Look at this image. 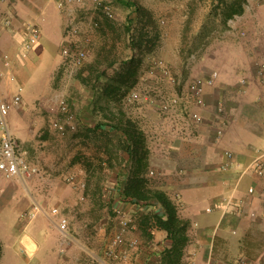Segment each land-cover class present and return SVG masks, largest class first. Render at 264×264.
Returning a JSON list of instances; mask_svg holds the SVG:
<instances>
[{"label": "crops", "instance_id": "1", "mask_svg": "<svg viewBox=\"0 0 264 264\" xmlns=\"http://www.w3.org/2000/svg\"><path fill=\"white\" fill-rule=\"evenodd\" d=\"M121 1L127 7L128 18L134 17L133 22L141 19L140 16L135 18L139 8L155 11L151 5H142L140 0ZM56 2L57 0L0 2V16H14L13 27H6L3 21L0 22V69L3 68L1 55L4 53L12 57L14 73L22 66L24 60L19 58L18 50L23 21H34L38 26L50 21L55 38L60 42L65 41L64 32L69 13L58 8ZM168 9L190 10L186 4L169 5ZM246 15L247 8L243 4L240 14L227 19L224 26H218L223 29V33L226 32L225 39H220V31L201 25L181 33L186 35V40L187 37L191 39V35H197L199 42L203 37L208 38L210 32L218 33V36L212 38L217 43H213L199 55L206 59L209 70L199 68L193 74L187 68L182 71L172 69L169 60L175 57V53L174 46L170 45L171 55L167 53L162 57L176 79L175 84L170 83L159 72L155 77L149 76L147 71L141 76L137 70L135 72L138 79L144 78L150 80V83L161 81L160 86L164 91L182 94L188 80L207 78L212 71H217L213 82L205 86L206 106L200 110L203 121L193 132L185 133L184 137L178 138L170 132L158 137L151 134L153 130L149 128L160 119L149 109L148 106L152 105L147 97L142 98L141 102V107L146 109L141 111L137 107L134 110L135 116L139 118L136 123L146 137L148 151L145 154V176L148 178V172L158 161V150H166V167L180 173L173 182L171 180L157 184L178 206V215L189 222L185 231L187 240L179 253L173 256L174 264H264V172H242V168L249 163L256 151L264 150V74L260 75L253 62H248L250 58L247 48H242L234 38V32L242 29V18ZM74 18L83 33H90L91 20L101 21L99 29L95 33L92 31L91 35L92 51L95 53L98 49L109 46L105 44L115 41L109 28L104 26L107 21L102 22L107 19L100 17L89 0L77 7ZM127 21L124 26H127ZM137 25L147 27L146 23ZM189 27L190 25L187 28ZM163 34L169 36L172 30L164 31ZM124 40L128 43L126 32ZM126 51L129 54L127 58H157L152 55L156 53L153 49L145 52L128 46ZM187 54L188 52L182 53V56ZM29 56L34 58L33 53ZM16 78L15 82L5 80L2 83L0 96L9 95L15 90L19 76ZM101 82L103 93L100 97L108 105V85L103 79ZM90 92L92 95L85 107L76 100L80 125L75 131L76 140L82 139L80 133L83 129L89 132L100 130L105 136L114 132L105 111H99L95 93L92 89ZM21 100L23 101V96ZM217 102L224 103L223 116H216ZM23 106L24 104L19 103L14 109ZM138 113L146 116L140 117ZM12 114L13 111H10V123ZM144 127H148L149 132ZM226 151L233 153L238 166L232 165L229 169L222 170L220 165L225 160ZM86 155L94 162L91 165H81L76 161L75 174L68 184L52 181L46 174L45 177L35 178L38 169L34 166L31 167L34 172H30L28 176L6 179L1 184L0 219L7 218L16 230L7 263L32 264L34 261L35 264H99L98 259L104 248L119 228V219L124 217L128 220V228L124 233L123 247L131 240L135 241V245L124 247L128 256L123 264H168L163 255L170 252L173 244L167 237V232L152 224L147 227L141 224L142 215L158 211L157 206L136 204L121 194V188L136 168L135 161L126 151L112 152L105 146L101 150H88ZM113 156L117 157V161ZM18 182H21V187ZM249 188H252L251 192ZM53 207L58 209L57 214H52ZM29 214H33V217L29 218ZM61 216L68 220L70 235V239L63 245L61 233L59 240L56 234L59 231L56 221ZM21 220H25L24 224H21ZM5 244L7 241L2 238L0 230V264L5 259ZM60 246L64 248L62 252L59 251ZM105 263L113 264L114 260L107 259Z\"/></svg>", "mask_w": 264, "mask_h": 264}, {"label": "rangeland", "instance_id": "2", "mask_svg": "<svg viewBox=\"0 0 264 264\" xmlns=\"http://www.w3.org/2000/svg\"><path fill=\"white\" fill-rule=\"evenodd\" d=\"M107 2L113 8V18H106L100 11H96L102 19H107L102 20V22L107 21L104 26L109 28L115 38L113 43L105 44L109 45L108 47H102L95 53L94 50L92 51L91 39L82 65L79 67L74 66L68 63L62 55V42L55 38L53 27L48 21L45 25L38 26L41 34L39 43L34 44L28 56L21 63V68L17 70V73H14L16 77L19 76L16 85L21 87L20 94L21 98L23 96V101L21 100L20 104H24V106L21 108L15 107L14 110H11L13 114L9 124L12 136L27 152L28 165L38 169L35 178L45 177L46 174L52 181L59 184H68L70 178L75 174L76 161L80 162L81 165H91L94 162L87 157L86 152L88 150H101L103 146L112 152L123 150L120 137L115 132L105 136L100 130L89 132L87 129H83L80 133L82 139L78 140L74 137L76 136L75 131L66 132L64 135L59 134L52 128L50 123L52 116L47 110L48 104L55 96L62 94L77 100L78 104H83L85 107L89 104L90 95H92L90 91L96 82L95 79L106 80L105 78L114 74L122 62L128 59L129 54L126 50L130 44L124 40V22L129 20V12L121 0H107ZM140 2L142 5H151L155 11L140 9L141 19L137 20V24L146 23L147 27L143 25V38L142 42H139L138 35L140 33L138 30L140 27L139 25L134 26V32H137L136 38H138L137 41H134V45L141 46L145 52L152 49L156 50L157 54L154 52L152 55L163 61L162 55L167 53L171 55L169 46L173 45L175 57L169 60L172 63L170 66L172 69L182 71L187 68L193 74L199 68L202 70L210 69V66L206 65V59L203 56L199 57V55L210 48L213 43H217L212 38L215 35L218 36V33L210 32L208 38L203 37L200 42L196 39L197 35H191V39L187 37L186 40V35L181 33L185 32L186 29L187 31L189 29L193 30L201 25L205 28L210 27L211 30L220 31V39H225L226 32L223 33V29L218 28V26L225 25L223 12L232 0H140ZM175 4H186L190 10L170 11L168 9L169 5L174 6ZM244 7L247 8V15L243 16L242 29L236 33L234 32V38L242 48H247L250 58L248 62H253V66H256L255 62L258 59L264 60V0H245ZM3 18V16H0V22ZM188 25H190L189 28H187ZM226 29L231 30L229 27H226ZM168 30H172L171 35L163 34L164 31L167 32ZM74 40L80 41V37H76ZM185 52H188L187 56H182V53ZM31 53L34 54V58L29 56ZM133 60L130 65L137 70L140 76L148 71V62L151 60H149V57L137 56ZM160 83L161 81L150 83V80L135 77L130 88L135 86L141 92L139 100L128 106L123 105L121 97L124 91L116 92L113 98L109 99L108 105H105L103 98L96 97L99 111L104 110L110 120L115 119L120 112L124 113L125 116H130L135 121L139 120L135 116L134 110H137V107L141 111L146 109V107H141L143 106L141 104L142 98H148L152 94L151 88L156 85L160 86ZM22 86H24L23 89ZM2 96L7 98L9 95L4 94ZM148 107L160 119L152 125V128H149L153 130L151 134L158 137L164 135L165 132L168 133V119L156 107ZM138 114L140 117L146 116ZM144 129L149 132L148 127H144ZM157 152L158 161L153 165V173L148 174V178L156 185L163 181L164 183L171 182V180L173 182V179L180 176V173L178 171L175 173V170H169L166 167L165 160L168 156L166 150H158ZM115 161H117L116 156ZM4 180L6 179L2 178L0 184ZM17 184L21 187V182ZM23 222L25 220H21V224H24ZM0 230L2 238H5V242L7 241L4 249L5 259L2 264H8L6 260L12 250L16 230L13 223L11 224L4 217L0 219ZM56 234L59 240L60 231H57ZM32 264H35V262L32 261Z\"/></svg>", "mask_w": 264, "mask_h": 264}, {"label": "built area", "instance_id": "3", "mask_svg": "<svg viewBox=\"0 0 264 264\" xmlns=\"http://www.w3.org/2000/svg\"><path fill=\"white\" fill-rule=\"evenodd\" d=\"M95 10L100 11L106 18H113L114 12L112 6L105 0H89ZM1 3L6 0H0ZM58 8H63L69 13V18L65 25V41L62 42L61 52L68 63L74 66H81L86 56L88 45L91 42L92 31L95 33L99 29V22L91 20L90 33L81 32L80 25L75 21L74 13L78 6L85 4V0H57ZM3 24L6 27L14 26V16L6 15L3 18ZM40 29L38 24L34 21L21 22V43L18 50L19 58L24 60L34 44L40 38ZM80 37V41L74 40ZM78 41V42H77ZM1 61L3 68L0 69V88L2 83L6 80L9 83L16 81V76L12 71L13 60L9 54H2ZM255 65L260 75L264 74V61L257 60ZM148 75L155 77L159 72L161 76L165 77L170 83L175 84L176 79L170 73L165 62L160 58H153L150 61L148 68ZM217 71L211 72L207 78H193L186 82L182 94L177 92L164 91L160 86L156 85L151 88L150 104L158 109V111L168 119V132L174 134L176 137H184L185 133L193 132L202 121L203 117L201 109L205 108L206 103L204 99L205 86L211 84L216 78ZM21 87L16 86L9 96H0V180L22 178L29 175L34 170L28 165L26 160V151L22 149L19 142L12 136L9 113L14 106L21 101ZM141 92L132 87L122 98V103L125 106L139 100ZM195 107V108H194ZM199 108V109H196ZM48 112L51 114V126L59 134L64 135L66 132H74L79 127V119L77 113V102L65 95H57L47 106ZM224 115V107L221 102H217L216 116ZM220 130H218V135ZM232 165L238 166V162L234 159L231 151L225 152V160L221 162L220 168L222 170L229 169ZM243 173L254 172L262 174L264 172V150H257L252 159L242 168ZM152 174L153 171L148 172ZM252 188H249V192ZM2 186L0 184V194ZM230 200V199H229ZM228 204V201H227ZM52 214H57L58 209L53 207ZM33 214H29L32 218ZM58 230L61 233V245H63L70 235L68 232V220L61 216L58 218ZM128 228V220L124 217L119 219V228L112 235L108 244L103 250L102 256L98 259L99 264H106V260H114L113 264H123L128 256L127 250L124 247H132L135 241H128L126 246L124 240V233ZM63 247L60 246L59 251L62 252ZM247 264V262H244Z\"/></svg>", "mask_w": 264, "mask_h": 264}, {"label": "trees", "instance_id": "4", "mask_svg": "<svg viewBox=\"0 0 264 264\" xmlns=\"http://www.w3.org/2000/svg\"><path fill=\"white\" fill-rule=\"evenodd\" d=\"M245 0H232L228 4L223 12L224 21L232 18L235 14H240L243 10V4ZM140 8L137 10V19L140 16ZM134 17H130L125 25V32L128 35L129 47L133 49H142L141 46L134 45V41H137V32H134V26H137V22H133ZM224 22V23H225ZM138 35L139 42H142L143 25H139ZM145 28V27H144ZM146 29V28H145ZM134 57H129L124 60L121 66L108 78H105V84L108 85V91H106L109 99L113 98L116 92L124 91L121 98L130 90L135 78L136 70L130 65L134 60ZM65 64V63H64ZM62 67V66H61ZM95 83L92 91L96 97H100L103 93L102 82L100 79H95ZM101 88V90H100ZM110 127L117 135L120 133V140L122 142V149L129 154V157L135 161L136 168L132 174L127 178L126 183L121 188V194L123 197L136 204L144 205H156L158 211H151L147 214H143L141 217V224L144 227L152 226L163 229L167 232V237L171 240L172 246L170 252H166L163 255V259L168 264H174V257L179 253L181 247L187 240L185 231L188 226V220L181 218L178 215V206L169 198L167 193L157 186L154 182L150 181L145 176L146 166V152L147 144L146 137L143 130L137 125L136 121L131 117L125 116L120 112L115 119L110 120ZM98 128V126H97ZM115 158V156H113ZM100 177V175L98 176ZM98 191V188L95 187Z\"/></svg>", "mask_w": 264, "mask_h": 264}]
</instances>
